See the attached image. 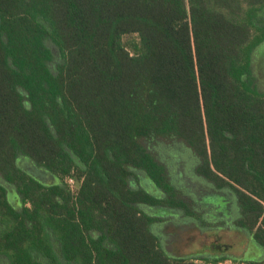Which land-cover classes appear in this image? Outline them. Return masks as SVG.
Masks as SVG:
<instances>
[{"label": "trees", "instance_id": "16d2710c", "mask_svg": "<svg viewBox=\"0 0 264 264\" xmlns=\"http://www.w3.org/2000/svg\"><path fill=\"white\" fill-rule=\"evenodd\" d=\"M263 43L264 0H0V257L227 261L172 257L151 230L154 208L193 214L156 142L185 145L198 177L233 190L237 227L264 249Z\"/></svg>", "mask_w": 264, "mask_h": 264}, {"label": "rangeland", "instance_id": "374dc122", "mask_svg": "<svg viewBox=\"0 0 264 264\" xmlns=\"http://www.w3.org/2000/svg\"><path fill=\"white\" fill-rule=\"evenodd\" d=\"M127 39L131 37L128 36ZM252 76L257 90L264 93V43L255 51ZM151 147L165 165L171 185L179 198L187 203L193 212L191 216L181 210L154 208L149 211L153 216L162 219L154 224L151 230L159 237L163 249L172 257L197 262L220 258L227 260L222 264H240L235 260H263L264 249L236 225L240 210L234 191L229 188L217 190L198 177L195 173L197 160L185 145L156 142ZM21 165L43 182H54L51 176L42 171L38 172L29 161L22 160ZM145 177L142 175L141 178ZM74 188L77 190V184ZM218 246L229 249L220 252L215 250ZM0 264L9 262L0 257Z\"/></svg>", "mask_w": 264, "mask_h": 264}, {"label": "built area", "instance_id": "2783aa9c", "mask_svg": "<svg viewBox=\"0 0 264 264\" xmlns=\"http://www.w3.org/2000/svg\"><path fill=\"white\" fill-rule=\"evenodd\" d=\"M67 183L69 184V186L73 192L76 191L74 188L76 186V182L73 179H71V178L67 179Z\"/></svg>", "mask_w": 264, "mask_h": 264}, {"label": "water", "instance_id": "95a60500", "mask_svg": "<svg viewBox=\"0 0 264 264\" xmlns=\"http://www.w3.org/2000/svg\"><path fill=\"white\" fill-rule=\"evenodd\" d=\"M228 249H229V247H220V246L215 248V250L220 251V252H223V251L228 250Z\"/></svg>", "mask_w": 264, "mask_h": 264}, {"label": "crops", "instance_id": "0c3cea01", "mask_svg": "<svg viewBox=\"0 0 264 264\" xmlns=\"http://www.w3.org/2000/svg\"><path fill=\"white\" fill-rule=\"evenodd\" d=\"M213 260H216V259H213ZM213 260H212V261H213Z\"/></svg>", "mask_w": 264, "mask_h": 264}, {"label": "flooded vegetation", "instance_id": "af4514ba", "mask_svg": "<svg viewBox=\"0 0 264 264\" xmlns=\"http://www.w3.org/2000/svg\"><path fill=\"white\" fill-rule=\"evenodd\" d=\"M22 166V165H21Z\"/></svg>", "mask_w": 264, "mask_h": 264}]
</instances>
